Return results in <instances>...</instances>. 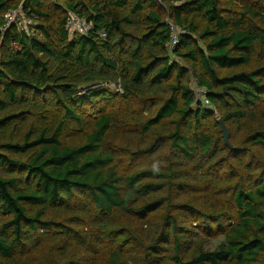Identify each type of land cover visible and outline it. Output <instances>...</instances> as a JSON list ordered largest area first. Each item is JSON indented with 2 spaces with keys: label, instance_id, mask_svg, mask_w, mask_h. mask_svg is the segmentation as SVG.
Returning <instances> with one entry per match:
<instances>
[{
  "label": "trees",
  "instance_id": "1",
  "mask_svg": "<svg viewBox=\"0 0 264 264\" xmlns=\"http://www.w3.org/2000/svg\"><path fill=\"white\" fill-rule=\"evenodd\" d=\"M20 7L36 34L0 32V264H264V0H0V28Z\"/></svg>",
  "mask_w": 264,
  "mask_h": 264
},
{
  "label": "built area",
  "instance_id": "2",
  "mask_svg": "<svg viewBox=\"0 0 264 264\" xmlns=\"http://www.w3.org/2000/svg\"><path fill=\"white\" fill-rule=\"evenodd\" d=\"M158 2L162 3V0H158ZM35 19L36 17H26L21 7L19 9L10 10L3 16L4 25L0 28V32L3 33L11 28V26L15 25L19 32L34 35L36 34L34 29ZM167 24L171 33V51L173 52L180 44V38L183 32L169 18L167 19ZM66 27L71 37L87 36L93 29V26L89 22L72 12L68 13ZM99 35L102 39H106L105 33L101 32ZM197 93L200 97V102L203 105L208 106L209 101L207 100L206 90L200 88Z\"/></svg>",
  "mask_w": 264,
  "mask_h": 264
},
{
  "label": "water",
  "instance_id": "3",
  "mask_svg": "<svg viewBox=\"0 0 264 264\" xmlns=\"http://www.w3.org/2000/svg\"><path fill=\"white\" fill-rule=\"evenodd\" d=\"M218 124L220 125L221 127V131L223 133V137H224V142H225V145L230 148V149H233V145L230 141V131L228 129V127L225 125V123L223 122L222 119H219L218 120Z\"/></svg>",
  "mask_w": 264,
  "mask_h": 264
},
{
  "label": "rangeland",
  "instance_id": "4",
  "mask_svg": "<svg viewBox=\"0 0 264 264\" xmlns=\"http://www.w3.org/2000/svg\"><path fill=\"white\" fill-rule=\"evenodd\" d=\"M177 60H178V59H177ZM178 61H179V60H178ZM181 63H182V62H181ZM182 64H183V63H182ZM192 89H193L194 92H195V96H196V98H197V101L200 102V97H199V95H198V93H197V91L200 90V88L197 86V84H196L195 82L192 83ZM117 90H118V89H117ZM212 245H213V247H214V245H216L214 241H213Z\"/></svg>",
  "mask_w": 264,
  "mask_h": 264
}]
</instances>
